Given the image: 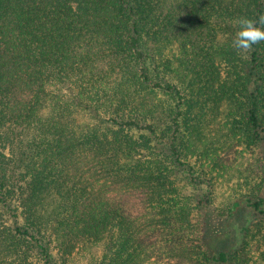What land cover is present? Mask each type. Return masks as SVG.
<instances>
[{
	"label": "trees",
	"instance_id": "16d2710c",
	"mask_svg": "<svg viewBox=\"0 0 264 264\" xmlns=\"http://www.w3.org/2000/svg\"><path fill=\"white\" fill-rule=\"evenodd\" d=\"M261 16L264 0H0V264H264V41L235 46ZM223 156L258 182L220 210Z\"/></svg>",
	"mask_w": 264,
	"mask_h": 264
},
{
	"label": "rangeland",
	"instance_id": "374dc122",
	"mask_svg": "<svg viewBox=\"0 0 264 264\" xmlns=\"http://www.w3.org/2000/svg\"><path fill=\"white\" fill-rule=\"evenodd\" d=\"M209 147L213 149L212 145ZM249 161L250 160L246 158L245 159L241 158L240 160L239 158H237L236 160L232 161V164L229 165L227 163L226 156H223L219 160L220 166L215 167L216 171L213 172L214 175L211 176V174H208V179L210 180V183L212 184V191H213L212 200L215 203V205L219 207L220 210L225 209L234 199H237V197L244 195L246 192L247 193L252 192L253 188H251L248 191L249 188L247 186L246 179H245L246 177L250 178V180L253 179V176L246 170L251 165L249 164ZM212 165L214 167V162L212 163ZM256 178H258V176ZM186 179L189 181L187 176L183 174L177 177L176 181L178 182V185L180 186V188H183L184 192L191 197L195 196V198L197 199L204 198V196L207 193V189H209V188H206L207 185L206 184H200V185L191 184V186H188L187 183L189 182ZM204 179H207V178H204ZM252 182L255 186L256 183L258 182V179H256V182H254V180H252ZM101 251H102L101 248L93 249V250L90 249V250H87L86 252L84 251L82 255H79L77 257V263L87 264V262L91 260V257L100 255ZM252 253L253 252L251 251L248 254L249 260L247 264H255V259L257 258V256L252 255Z\"/></svg>",
	"mask_w": 264,
	"mask_h": 264
},
{
	"label": "clouds",
	"instance_id": "9594fccd",
	"mask_svg": "<svg viewBox=\"0 0 264 264\" xmlns=\"http://www.w3.org/2000/svg\"><path fill=\"white\" fill-rule=\"evenodd\" d=\"M237 23L240 25V31L235 41L237 48H250L252 45L264 41V28L258 26L264 25V16L256 21L240 18Z\"/></svg>",
	"mask_w": 264,
	"mask_h": 264
}]
</instances>
